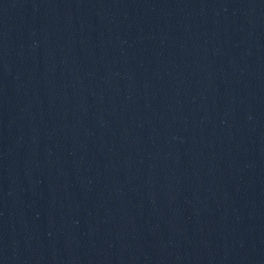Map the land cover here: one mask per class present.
I'll return each mask as SVG.
<instances>
[{"label":"water","instance_id":"95a60500","mask_svg":"<svg viewBox=\"0 0 264 264\" xmlns=\"http://www.w3.org/2000/svg\"><path fill=\"white\" fill-rule=\"evenodd\" d=\"M0 264H264V0H0Z\"/></svg>","mask_w":264,"mask_h":264}]
</instances>
